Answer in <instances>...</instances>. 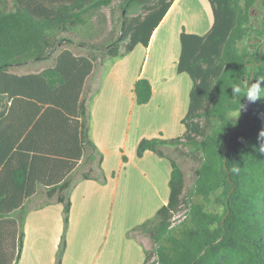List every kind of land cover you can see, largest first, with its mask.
<instances>
[{"label":"trees","instance_id":"16d2710c","mask_svg":"<svg viewBox=\"0 0 264 264\" xmlns=\"http://www.w3.org/2000/svg\"><path fill=\"white\" fill-rule=\"evenodd\" d=\"M207 1L214 17L210 31L181 34L178 72L193 82L185 132L175 139H144L137 149L139 158L146 152L164 157L161 148L174 147L197 165L187 187L184 171L171 159L167 204L130 232L152 242L143 264H264V99L249 104L231 89L264 79V0ZM174 2L0 0V264H19L27 202L40 190L48 203L63 205L67 228L79 168L89 166L82 179L106 183L103 155L90 134L87 81L98 61L147 47ZM107 8L113 28L97 42L92 21L98 19L102 33ZM256 8L263 21L253 29ZM53 56L54 65L40 73L11 72ZM134 92L145 105L153 88L141 78ZM241 107V117L230 119L229 112ZM93 165L101 170L95 178ZM179 213L183 217L174 222ZM66 249L63 239L57 264Z\"/></svg>","mask_w":264,"mask_h":264},{"label":"crops","instance_id":"0c3cea01","mask_svg":"<svg viewBox=\"0 0 264 264\" xmlns=\"http://www.w3.org/2000/svg\"><path fill=\"white\" fill-rule=\"evenodd\" d=\"M183 1L187 0H175L147 47L140 44L127 56L104 60L87 81L90 134L103 155L101 169L107 181L84 180L82 175L78 182L73 180L71 231L63 264L145 261L148 248L140 238L143 235L129 234L167 204L173 158L166 150L176 149L162 147L164 157L146 152L142 158L137 156V149L144 139L169 140L184 134L182 120L189 108L193 82L187 74L178 72L181 34L203 36L214 23L209 2L204 3V17H175L178 7L185 4ZM195 1L204 11L202 0ZM141 78L149 80L153 88L152 98L145 105L137 103L134 92ZM93 169L95 178L101 170L97 165ZM138 192L142 196L139 200L134 198V202L132 194ZM38 194L27 202V208L33 210L26 218L19 264L57 262L54 227L63 217V205L56 201L48 203L45 193L46 200L37 204Z\"/></svg>","mask_w":264,"mask_h":264},{"label":"rangeland","instance_id":"374dc122","mask_svg":"<svg viewBox=\"0 0 264 264\" xmlns=\"http://www.w3.org/2000/svg\"><path fill=\"white\" fill-rule=\"evenodd\" d=\"M10 2H12V0H10ZM184 2V1H183ZM195 0H187L185 1L182 5H180L175 13V17H179L181 20L187 19L190 20L192 19L194 16L195 17H204V12H205V4L204 3H208L207 0H202L201 5L204 9V11L201 9L200 4L195 3ZM118 3H114V9H116V14L119 16L120 14V10L117 8ZM103 14H104V20L105 23L103 25V30L101 31L102 33H100V30H97L98 28V19L94 18L92 21V29H95L94 34L97 35L96 40L97 42L103 41L104 37L106 35H108L113 28V24H114V18L112 17L111 14V9L107 8L103 10ZM207 14V12H206ZM175 20V18H174ZM263 21V13L260 10V8H256L255 10H253L252 12V22H251V26L253 29L256 28H261V24ZM118 30L114 33L115 36L118 35ZM254 38L257 37L256 34H253ZM253 43L256 42V40L252 41ZM67 48L73 50L76 54H86V52L80 50L77 47H72V46H67ZM113 60V59H112ZM54 65V56L51 57L50 59L43 61V62H35V63H30L21 67H15L11 69V72L17 75H24V74H34V73H40L42 72L44 69L49 68L51 66ZM101 66L100 61H98L97 64V68ZM95 86V85H94ZM241 117V113L239 118ZM166 153L171 156V158H173L182 168V170L185 173V180H186V186L190 187L194 181V179L196 178V174H197V165H195L194 163H192L190 160L183 158L180 154V152L178 150H173L171 148L166 150ZM88 165L83 164L79 170L76 172V174L74 175V179L78 182V178L81 177V175L88 171ZM133 195V200L134 198L136 199H140V197L142 196L141 192H138L137 194H132ZM164 195H165V190H164ZM128 196H130V194H128ZM45 195L43 190L40 191V193L38 194V197L36 199L37 204H40L41 201H45ZM134 202H136L134 200ZM29 205V204H28ZM33 208L29 206L28 212L30 213V211H32ZM183 217V213H179L175 218H174V222L178 221L179 219H181ZM55 234L57 236V242H58V248H57V255H56V260L58 257V252H59V247L62 243V240L65 239L67 242L70 239V231H71V224L69 222L68 227L66 228L65 223H64V214L62 219L59 222V225H56L55 227ZM59 238V239H58ZM141 240L144 239L145 243L147 244V248L148 250H150L152 248V242L149 240V238L143 236L140 237ZM53 240H55V236L53 237ZM65 254V253H64ZM28 258H30V255H28ZM57 264V262H56Z\"/></svg>","mask_w":264,"mask_h":264},{"label":"clouds","instance_id":"9594fccd","mask_svg":"<svg viewBox=\"0 0 264 264\" xmlns=\"http://www.w3.org/2000/svg\"><path fill=\"white\" fill-rule=\"evenodd\" d=\"M264 84V79H257L254 83H246V86L242 87L240 84H233L232 96L234 98L239 97L240 95L244 96V99L247 103L252 104L257 102L258 100L264 99V87L261 85ZM243 107V105H242ZM241 108L237 110H232L229 112V118L233 120H237L240 116ZM261 140H264V132L260 134ZM261 150L264 151V144H262Z\"/></svg>","mask_w":264,"mask_h":264}]
</instances>
